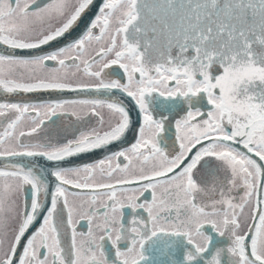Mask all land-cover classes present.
I'll return each mask as SVG.
<instances>
[{
    "label": "snow or ice",
    "instance_id": "obj_1",
    "mask_svg": "<svg viewBox=\"0 0 264 264\" xmlns=\"http://www.w3.org/2000/svg\"><path fill=\"white\" fill-rule=\"evenodd\" d=\"M0 264H264V0H0Z\"/></svg>",
    "mask_w": 264,
    "mask_h": 264
},
{
    "label": "flooded vegetation",
    "instance_id": "obj_2",
    "mask_svg": "<svg viewBox=\"0 0 264 264\" xmlns=\"http://www.w3.org/2000/svg\"><path fill=\"white\" fill-rule=\"evenodd\" d=\"M117 71H120V70L116 66H113V68L109 70V72H117ZM72 96H73V94L65 93L64 96L61 97V98H72ZM42 98H44V97H42ZM125 102L128 103L127 100ZM132 115H133V118H135L136 113L133 112ZM169 134H172V133L170 132ZM131 136H132V133H129V138L130 139H131ZM99 155H100V153H97L95 156H93V157H85V159L86 160L87 159H95V158H98ZM144 198L150 199L151 198L150 192L146 193ZM124 211L126 213V218L130 219L131 218V209H125ZM86 230H87L86 222L85 221H81V224L78 225V231H86ZM206 231H210V226H206Z\"/></svg>",
    "mask_w": 264,
    "mask_h": 264
}]
</instances>
